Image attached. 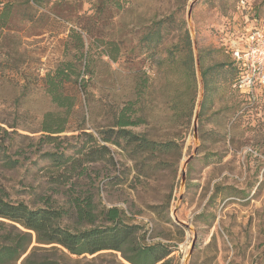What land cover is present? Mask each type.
<instances>
[{
    "label": "rangeland",
    "instance_id": "374dc122",
    "mask_svg": "<svg viewBox=\"0 0 264 264\" xmlns=\"http://www.w3.org/2000/svg\"><path fill=\"white\" fill-rule=\"evenodd\" d=\"M13 1L7 24L0 25V144L6 149L0 152V194L29 206L62 204L58 192L66 189L80 197L91 194L97 206H118L130 222L143 225L147 241L170 244L172 264H181L185 255L188 264H264V90L251 99L232 87L235 75L227 52L250 27H264V0H246L244 7L239 0H197L189 20L193 0H43L41 7L30 2L31 8L26 0ZM158 20H164L163 40L143 45ZM182 22L195 74L191 115L192 93L184 90L182 67L167 59L181 47ZM71 29L81 32V59L75 56ZM199 51L203 66L213 67L207 95ZM66 60L75 70L71 80L77 79L65 85L75 105L67 129L47 141L43 114L62 113L41 78ZM127 107L143 120L130 129L154 140L178 141V158L175 152L156 156V161L165 159L164 166L152 160L150 176L143 177L125 151L108 144L113 163L108 154L83 162L86 175L71 187L69 162L42 156L63 151L80 159L95 143L103 144L101 133ZM195 110L197 152L181 185V165L195 147ZM173 211L188 226L177 224ZM91 257L79 258L87 263ZM110 257L101 251L95 263Z\"/></svg>",
    "mask_w": 264,
    "mask_h": 264
},
{
    "label": "trees",
    "instance_id": "16d2710c",
    "mask_svg": "<svg viewBox=\"0 0 264 264\" xmlns=\"http://www.w3.org/2000/svg\"><path fill=\"white\" fill-rule=\"evenodd\" d=\"M43 0H26L41 7ZM13 0H5L0 9V25L7 24L13 8ZM30 14V13H27ZM33 21L32 16L27 17ZM164 20L153 22L150 29L143 37V45H156L164 38ZM183 28V22L182 26ZM71 36L75 40V56L82 58L83 40L81 32L71 29ZM181 47L170 52L167 59L180 65L185 92L192 93L188 115L192 114L194 106L193 91L195 88V74L193 69V55L191 40L186 28L180 35ZM226 50V49H225ZM227 51V50H226ZM228 52V51H227ZM201 66V79L203 89L207 95L213 84L209 72L213 68L203 66L204 55L198 52ZM72 61H61L52 72H47L42 77L43 86L50 101L60 111L46 112L42 117L41 131L46 134L42 138L47 141L53 139L52 134L64 132L67 127L68 115L73 111L74 97L66 92L65 85L75 74ZM231 68L234 72V81L241 73V69L231 58ZM86 81H83L85 89ZM204 107L202 103L201 111ZM134 110L121 109L114 117L112 127L100 135L103 144H96V148L85 152L80 159L71 158L62 152L47 151L43 157L57 163H68L66 181L71 182V187L76 185L80 177L86 175V166L83 162H94L102 158L103 154H110L108 144L116 146L127 153L129 159L134 161L138 175L149 177L152 160L155 157L166 156L170 152L180 155L182 145L173 139L158 141L151 139L145 133L135 132L130 127L138 126L143 122L139 116H134ZM81 129V127H77ZM93 140V135L89 134ZM0 144V152L6 153ZM177 158L176 163L177 164ZM113 163L112 157L109 155ZM155 165L164 166L165 159L155 160ZM75 178L74 181H71ZM66 189L61 193L64 201L59 205L44 203L38 206H29L24 201H12L0 194V264H96V256L101 251H109L110 258L103 264H172L171 245L160 240L147 241L146 229L143 225L132 223L125 211L118 206H97L91 194L83 197ZM216 186L215 193L218 192ZM66 198V199H65ZM168 201L164 202L167 206ZM157 206L152 207L156 209ZM34 243V244H33ZM91 255V260L82 263L79 257Z\"/></svg>",
    "mask_w": 264,
    "mask_h": 264
},
{
    "label": "built area",
    "instance_id": "2783aa9c",
    "mask_svg": "<svg viewBox=\"0 0 264 264\" xmlns=\"http://www.w3.org/2000/svg\"><path fill=\"white\" fill-rule=\"evenodd\" d=\"M246 0H239L244 7ZM228 52L241 69L232 84L234 89L244 91L254 99L258 90H264V27L254 25L237 40L231 42Z\"/></svg>",
    "mask_w": 264,
    "mask_h": 264
},
{
    "label": "water",
    "instance_id": "95a60500",
    "mask_svg": "<svg viewBox=\"0 0 264 264\" xmlns=\"http://www.w3.org/2000/svg\"><path fill=\"white\" fill-rule=\"evenodd\" d=\"M195 1L197 0H193L191 1L190 5H189V8H188V12H187V20H189L190 18V13H191V8L193 6V4L195 3ZM196 63L198 65V59H196ZM197 120H198V111L195 110L194 111V114H193V118H192V128H193V141H194V144H195V147L193 148V152L191 155H189L187 158H185L183 160V163L181 165V185H183L184 183V180H185V167L187 166V164L190 162V160L193 158V156L196 154L197 152V141H198V134H197ZM181 198V195L180 197ZM172 217H173V220L179 224V225H186L188 226L187 224H185L184 222H182L181 220H179L176 215H175V211L172 212ZM195 238H196V234L194 233V237H193V241H192V245H191V249L194 245V242H195ZM190 249V251H191ZM181 264H188V255H185L184 259L182 260V263Z\"/></svg>",
    "mask_w": 264,
    "mask_h": 264
},
{
    "label": "bare ground",
    "instance_id": "6f19581e",
    "mask_svg": "<svg viewBox=\"0 0 264 264\" xmlns=\"http://www.w3.org/2000/svg\"><path fill=\"white\" fill-rule=\"evenodd\" d=\"M187 251V250H186Z\"/></svg>",
    "mask_w": 264,
    "mask_h": 264
}]
</instances>
